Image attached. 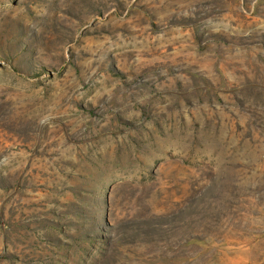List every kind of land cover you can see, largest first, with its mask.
I'll return each mask as SVG.
<instances>
[{
    "label": "rangeland",
    "instance_id": "374dc122",
    "mask_svg": "<svg viewBox=\"0 0 264 264\" xmlns=\"http://www.w3.org/2000/svg\"><path fill=\"white\" fill-rule=\"evenodd\" d=\"M0 264H264V0H0Z\"/></svg>",
    "mask_w": 264,
    "mask_h": 264
}]
</instances>
